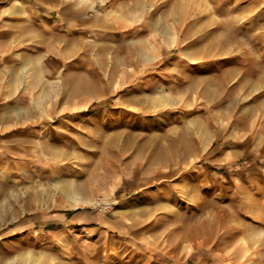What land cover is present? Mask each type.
I'll return each mask as SVG.
<instances>
[{
	"label": "rangeland",
	"instance_id": "374dc122",
	"mask_svg": "<svg viewBox=\"0 0 264 264\" xmlns=\"http://www.w3.org/2000/svg\"><path fill=\"white\" fill-rule=\"evenodd\" d=\"M85 1L0 61V264H264V0Z\"/></svg>",
	"mask_w": 264,
	"mask_h": 264
},
{
	"label": "crops",
	"instance_id": "0c3cea01",
	"mask_svg": "<svg viewBox=\"0 0 264 264\" xmlns=\"http://www.w3.org/2000/svg\"><path fill=\"white\" fill-rule=\"evenodd\" d=\"M80 1L0 0V61L36 57L46 43H72L78 35L87 37L90 32L116 38V8L100 7L89 12L87 1ZM4 3H8V9ZM86 41L82 38L81 42L85 45Z\"/></svg>",
	"mask_w": 264,
	"mask_h": 264
},
{
	"label": "built area",
	"instance_id": "2783aa9c",
	"mask_svg": "<svg viewBox=\"0 0 264 264\" xmlns=\"http://www.w3.org/2000/svg\"><path fill=\"white\" fill-rule=\"evenodd\" d=\"M112 204L108 202H99V208L103 211L106 212L108 211L107 209H111Z\"/></svg>",
	"mask_w": 264,
	"mask_h": 264
},
{
	"label": "bare ground",
	"instance_id": "6f19581e",
	"mask_svg": "<svg viewBox=\"0 0 264 264\" xmlns=\"http://www.w3.org/2000/svg\"><path fill=\"white\" fill-rule=\"evenodd\" d=\"M71 189V188H70ZM133 207V206H132Z\"/></svg>",
	"mask_w": 264,
	"mask_h": 264
}]
</instances>
